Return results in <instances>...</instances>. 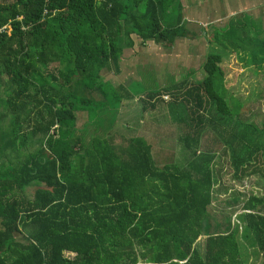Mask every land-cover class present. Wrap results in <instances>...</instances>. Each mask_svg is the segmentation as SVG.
<instances>
[{"label":"trees","instance_id":"obj_1","mask_svg":"<svg viewBox=\"0 0 264 264\" xmlns=\"http://www.w3.org/2000/svg\"><path fill=\"white\" fill-rule=\"evenodd\" d=\"M183 2L0 0V264H246L238 225L264 264L263 196L249 197L236 227L210 212L216 152L201 146L216 122L207 115L214 109L216 121L230 123L234 116L222 54L208 55L203 81L151 90L142 100L144 112L165 95L186 104L185 165L159 160L144 137L121 136L118 146L112 133L122 102L137 93L105 73L121 74L135 38L166 48L187 38ZM170 14L177 24L167 23ZM240 35L231 27L210 43L235 47ZM259 59L264 65V53ZM85 111L93 124L104 112L115 121L88 136L76 128V113ZM221 136L240 178L262 150L255 135Z\"/></svg>","mask_w":264,"mask_h":264},{"label":"rangeland","instance_id":"obj_2","mask_svg":"<svg viewBox=\"0 0 264 264\" xmlns=\"http://www.w3.org/2000/svg\"><path fill=\"white\" fill-rule=\"evenodd\" d=\"M207 2L210 1L207 0ZM260 3L264 5L263 0ZM261 5L259 2L256 3L255 7L259 11L256 10L254 16L243 13L240 23L233 26L242 34L237 46L232 47L227 43L226 48H217L216 45H213L211 49V53H221L225 62L237 59L243 67L256 62L254 63L256 67L263 71L261 75L257 76L250 70L241 71L242 66L239 67L238 75L230 81H226V85L231 91V93L229 92L231 95L230 105L234 108L231 123L225 120L216 121L218 116L212 109L207 117L211 119L213 116L212 119H215L216 122V130L213 131L208 127L202 136L201 152L202 150L203 153L210 151L214 154L216 152L214 170L217 181L213 206L210 210L211 215L218 222L230 217L235 227L238 216L244 213L242 208L249 197L252 195L264 197V153H262L264 146V65L257 64L260 62V55L264 53V10ZM239 25H244V27H239ZM228 35H232V38L235 39L237 34L232 31ZM135 40V47L124 52L123 74L118 77L111 73L104 75L105 79L113 80L115 84L110 83L115 87L125 85L132 93H137L135 99L122 102L112 132L116 135V145H122L121 136L125 138L144 137L153 144L155 152L161 155L158 157L159 160L174 162L180 166L185 165L186 157H184L183 144L179 141V137L190 132L191 128L189 124L190 114L186 109V104L181 99L176 100L173 96L165 95L156 100V108L153 110L144 112L142 105V100L146 97L145 92L157 91L166 85L172 87L175 83H180L182 79L185 80V75L177 73L172 66L164 67L163 64H160L161 70L168 69L174 72L167 75V78L165 75H161L159 81L156 75L151 72L154 68L156 69V66L150 65V62L156 63L159 59L157 54L164 52L157 49L151 42L145 44L139 38H135ZM153 49H156V53ZM197 81H203V79ZM236 102L238 106L235 105ZM94 111L96 110L94 109ZM76 118L78 132L84 131L89 134L88 136L95 133L94 129L96 128L109 129L115 121V116L108 112L102 113L101 116L98 114L99 122L96 124H93L94 115L88 111L77 112ZM237 122L239 123L236 124ZM244 133L249 135L247 141L251 140L252 136H257V138L254 136L252 139L257 142L256 146L262 150L263 155L258 153L253 163L246 167V171L238 175L240 178H236L232 157L229 158V155L225 153L229 144L221 135H227L229 139L234 137V140L239 141L243 139ZM253 143L243 142L249 150L254 149ZM235 150L238 151V148L236 147ZM243 226L241 229L239 225L237 227L244 260L246 264H262V253L256 246H253L252 240L245 239ZM200 240L197 246L203 252L205 238Z\"/></svg>","mask_w":264,"mask_h":264},{"label":"crops","instance_id":"obj_3","mask_svg":"<svg viewBox=\"0 0 264 264\" xmlns=\"http://www.w3.org/2000/svg\"><path fill=\"white\" fill-rule=\"evenodd\" d=\"M208 1L210 2L208 3L207 0H184L182 24L189 32V36L187 38L177 39L172 48H166L162 45L151 42L157 49H161L160 51L164 52L162 54H157L159 59L156 63L153 61L150 62V65L156 66V69L153 67L154 70L151 72L156 75L159 81L161 75H165L167 78V75H171L173 74L172 72H174L169 71L168 69L161 70L162 67L160 64H163L164 67L167 65L170 67L172 66L173 70L177 73L179 72V74L185 75V80H188L189 83L195 84L196 82H201L197 80L205 78L203 66L213 47L210 43L212 40V34L216 31L225 32L231 27L236 26V24L240 23L241 15H243V13L254 16V12L257 10L255 7L256 3L259 2L261 5L260 2H262V0ZM261 6H263L262 8L264 10V5L262 4ZM258 11L259 10H257V12ZM177 18V16L172 17L170 14L167 23L175 25L177 24ZM151 48H153V46H151ZM153 50L156 53V49ZM240 66H242V64L238 63L237 59H231L228 62H225L223 58L221 67L225 74V80L230 81L237 76L240 72ZM246 70H250L257 76L263 73V71L257 68L254 64H247L246 67H241V71L245 72ZM122 74L123 70L121 68L120 75ZM185 80L182 79L181 82ZM106 81L114 83L113 80L108 78H106ZM226 87L227 91L231 93L228 85H226ZM165 88H168L167 85L161 89ZM202 238H205L206 240V236H203L200 239Z\"/></svg>","mask_w":264,"mask_h":264}]
</instances>
